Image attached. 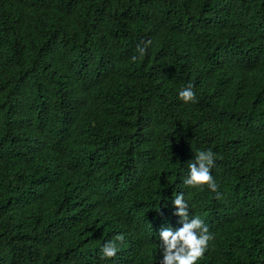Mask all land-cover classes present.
Listing matches in <instances>:
<instances>
[{
	"label": "trees",
	"instance_id": "obj_1",
	"mask_svg": "<svg viewBox=\"0 0 264 264\" xmlns=\"http://www.w3.org/2000/svg\"><path fill=\"white\" fill-rule=\"evenodd\" d=\"M178 192L197 264H264V0H0V264H161Z\"/></svg>",
	"mask_w": 264,
	"mask_h": 264
},
{
	"label": "clouds",
	"instance_id": "obj_2",
	"mask_svg": "<svg viewBox=\"0 0 264 264\" xmlns=\"http://www.w3.org/2000/svg\"><path fill=\"white\" fill-rule=\"evenodd\" d=\"M151 41L137 44V52L142 58ZM137 57L134 56L133 59ZM179 98L185 103L195 102L196 96L191 85L178 92ZM215 153L211 149L200 150L188 165L187 175L183 179L186 186H207L213 192L217 190V183L212 175L215 165ZM174 215L179 218L180 225L173 228L170 225L162 226L158 232L157 247L161 251V264H197L206 252L209 241L213 239L212 233L204 221L189 211V204L183 192H178L172 199ZM160 207V206H159ZM159 210V208H157ZM124 239L118 234L115 240L105 241L100 245L102 258H112L117 255L119 245L117 241Z\"/></svg>",
	"mask_w": 264,
	"mask_h": 264
}]
</instances>
